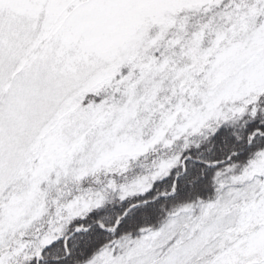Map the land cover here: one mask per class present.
Instances as JSON below:
<instances>
[{"label": "snow or ice", "instance_id": "6c2138e0", "mask_svg": "<svg viewBox=\"0 0 264 264\" xmlns=\"http://www.w3.org/2000/svg\"><path fill=\"white\" fill-rule=\"evenodd\" d=\"M0 264H264V0H0Z\"/></svg>", "mask_w": 264, "mask_h": 264}]
</instances>
